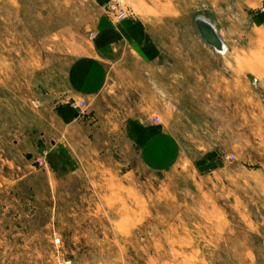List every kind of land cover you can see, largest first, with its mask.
I'll return each instance as SVG.
<instances>
[{"label": "rangeland", "instance_id": "obj_1", "mask_svg": "<svg viewBox=\"0 0 264 264\" xmlns=\"http://www.w3.org/2000/svg\"><path fill=\"white\" fill-rule=\"evenodd\" d=\"M200 14L228 47L217 60ZM126 19L161 59L115 46L58 169L31 148L61 138L44 100L66 94L94 31ZM128 118L164 129L174 161L143 160ZM0 264H264V0H0Z\"/></svg>", "mask_w": 264, "mask_h": 264}, {"label": "crops", "instance_id": "obj_2", "mask_svg": "<svg viewBox=\"0 0 264 264\" xmlns=\"http://www.w3.org/2000/svg\"><path fill=\"white\" fill-rule=\"evenodd\" d=\"M91 38L92 52L78 56L66 68L64 81L66 85L64 91L66 94L57 93L55 95L56 102L54 103L51 96H49V99L44 100L45 104L50 103L49 110L51 111L52 120H55V127L60 133L61 138L50 143L51 137L46 133L47 137L44 135V138L47 140L41 141L38 139L32 143L31 148L33 152L39 153L41 150L47 149L46 158L50 163H54V166L58 169L74 166L73 160L76 157L71 153L66 140L72 139L74 141V133L70 130L78 125L77 123L85 122L87 124L90 122L88 110L93 106L95 98L106 85L107 66L115 58V46L120 42L137 44L136 48L138 52L143 55L145 60L154 61V66H156V63L159 62L162 56L157 39L153 37L152 40H148L144 36L142 24L129 19L116 25L108 22L106 26L94 31ZM202 49L213 59L217 60L218 56H223V53L209 46ZM181 56L185 57V61L184 63L183 61L180 62L187 66L194 61L198 64L201 63L200 60L192 58L194 56L192 52L186 51V54ZM174 64V61L171 60L170 66L172 69ZM176 66L179 67L177 62ZM198 71L200 70L198 69ZM172 81L179 83V74H177V79ZM173 87H179V84L173 85ZM80 98L87 101V109L84 106L76 109L71 105L73 100ZM123 124L126 135L131 139V143L135 144V146L138 145V150L141 152L143 160L150 166L159 168L174 161L176 146L172 143L169 134L164 129L141 126L139 119L136 120L134 118H128Z\"/></svg>", "mask_w": 264, "mask_h": 264}, {"label": "water", "instance_id": "obj_3", "mask_svg": "<svg viewBox=\"0 0 264 264\" xmlns=\"http://www.w3.org/2000/svg\"><path fill=\"white\" fill-rule=\"evenodd\" d=\"M194 21L197 29V33L200 38L210 47L216 51H223L224 46L221 37L216 34V30L211 21L203 15L194 16Z\"/></svg>", "mask_w": 264, "mask_h": 264}, {"label": "built area", "instance_id": "obj_4", "mask_svg": "<svg viewBox=\"0 0 264 264\" xmlns=\"http://www.w3.org/2000/svg\"><path fill=\"white\" fill-rule=\"evenodd\" d=\"M115 7L116 6H109L108 5V8H110V9H112V10H114L115 9ZM112 13H113V11H111ZM118 18L119 17H122L123 16V8L121 9V7H119L118 9H117V13L115 14ZM76 105L77 106H83V105H85V101L84 100H82V99H80V101H78L77 103H76Z\"/></svg>", "mask_w": 264, "mask_h": 264}, {"label": "bare ground", "instance_id": "obj_5", "mask_svg": "<svg viewBox=\"0 0 264 264\" xmlns=\"http://www.w3.org/2000/svg\"><path fill=\"white\" fill-rule=\"evenodd\" d=\"M205 17V16H204ZM211 21V20H210ZM212 24H213V22H211ZM213 26H214V24H213ZM215 28V27H214ZM215 30H216V28H215ZM216 34H218L219 35V33L217 32V30H216ZM220 36V35H219ZM222 39V38H221ZM222 43H223V46H224V50L223 51H218V52H220V53H225L226 51H227V46H226V44L224 43V41L222 40Z\"/></svg>", "mask_w": 264, "mask_h": 264}]
</instances>
